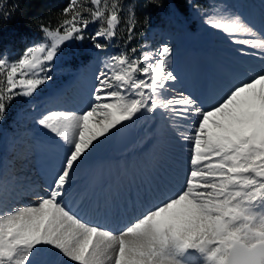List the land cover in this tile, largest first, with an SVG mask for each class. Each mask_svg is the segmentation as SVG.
Here are the masks:
<instances>
[{
	"label": "snow or ice",
	"instance_id": "6c2138e0",
	"mask_svg": "<svg viewBox=\"0 0 264 264\" xmlns=\"http://www.w3.org/2000/svg\"><path fill=\"white\" fill-rule=\"evenodd\" d=\"M191 6L206 25L245 46L239 55L264 63V25L257 28L223 6L212 15ZM123 11V0H69L55 28L39 25L41 42L11 61L0 55V121L13 99H30L51 79L62 46L84 40L90 24H99L89 37L93 46L105 50L117 37ZM9 15L0 9V17ZM127 22L125 44L135 27L131 7ZM238 35L250 38L234 39ZM143 47L139 56L132 48L103 59L86 110L52 108L34 119L62 149L42 189L23 192L26 178L11 166L27 157L35 130L14 132L12 159L0 167V264H38L45 248L53 258L40 264H264V69L238 80L206 107L175 88L167 43ZM142 114H158L189 145L190 171L178 191L118 228L86 219L66 199L74 172L101 138ZM24 195L36 203L23 204Z\"/></svg>",
	"mask_w": 264,
	"mask_h": 264
},
{
	"label": "rangeland",
	"instance_id": "374dc122",
	"mask_svg": "<svg viewBox=\"0 0 264 264\" xmlns=\"http://www.w3.org/2000/svg\"><path fill=\"white\" fill-rule=\"evenodd\" d=\"M210 4V8L204 11L208 15H212L214 7L223 6L225 12L241 14L246 21L257 28L264 25V0H212ZM191 19L193 28L190 31L184 30L168 35L161 29L155 28L151 33L154 41L149 44L150 49H156L162 43H167L172 49L171 63L178 77L175 83L177 90L191 93L203 100L204 104L209 100L214 103L224 94L228 86L232 84L231 82L264 69V63L258 58L251 55H239L237 49L245 46L230 42L222 30L206 25L204 15L193 11ZM221 22L226 25L227 16ZM246 38L250 37L245 35L234 37V39ZM70 43V41L66 42L62 46L59 55L52 62V70L49 73L51 79L41 86L30 99L19 97L22 106L14 114L15 121L11 128L0 136V167H3L12 159L8 153V145L14 132L21 128L35 130V138L30 137L31 150L27 157L16 160L11 165L26 178L21 185V190L25 193L44 187L62 153L56 139L47 131L39 129L34 119L39 113L52 108L68 111L86 110L96 83L95 75L100 71L98 63L90 61L74 73L59 74L60 65L65 64L70 56L66 53V47ZM247 50L253 51L252 49ZM205 106L207 107V104ZM128 124L136 130L135 141L131 145L122 151L115 150L113 141L117 130H114L107 138H101L100 143L74 172L66 199L81 216L89 213L86 211L83 214L81 211L86 206L89 207L91 203L83 189L87 184V177L92 178L90 181L92 184L93 180L98 178L97 176L93 178L98 170L102 169V173H106L107 170L113 172L115 160L122 158L127 161L132 160L129 170L135 172V178L139 177L137 179L130 177L121 184L124 187L128 186L130 191H128L129 194L125 192L119 195L120 197L118 196L117 201L120 206L124 201L128 204H132V200L141 202L140 188H143L140 182L141 177L148 178L149 190L157 187L177 189L171 182L174 181L177 185L183 184L185 173L190 171L189 145L180 142L165 127L158 114L155 118L148 114L138 115L133 122ZM178 148L186 149L185 153H178ZM143 160L145 161L142 164H146V168L139 165ZM136 164L137 168L134 167ZM129 170L126 169V172H130ZM135 183L140 186L137 187ZM159 195L160 192L154 194L153 198L157 199ZM35 200L36 197L32 195L21 197L23 204H32L36 202ZM108 200H110L109 197ZM52 258L50 250L45 248L41 250L36 260L40 264Z\"/></svg>",
	"mask_w": 264,
	"mask_h": 264
},
{
	"label": "trees",
	"instance_id": "16d2710c",
	"mask_svg": "<svg viewBox=\"0 0 264 264\" xmlns=\"http://www.w3.org/2000/svg\"><path fill=\"white\" fill-rule=\"evenodd\" d=\"M212 0H123L124 11L121 13V22L117 27V37L109 46L101 51L97 50L89 37L99 27L92 23L84 33L82 41L71 40L66 47L69 58L65 64L60 65L59 74L76 70L88 64L91 60L98 63L106 56L119 54L137 48L139 56L144 50L143 45L149 46L154 40L151 35L153 29L159 28L166 34L190 31L193 28L191 15L192 4L199 5L202 12L210 8ZM69 0H0V9L10 13L7 19L0 17V55L6 56L10 61L17 58L26 47L34 42H41L43 33L39 25L50 24L55 28L61 18L62 9ZM18 5V7H15ZM134 10L135 27L133 39L127 40L128 8ZM101 42H104L101 40ZM19 97L11 101L4 118L0 121V136L7 132L14 123V114L20 109Z\"/></svg>",
	"mask_w": 264,
	"mask_h": 264
},
{
	"label": "bare ground",
	"instance_id": "6f19581e",
	"mask_svg": "<svg viewBox=\"0 0 264 264\" xmlns=\"http://www.w3.org/2000/svg\"><path fill=\"white\" fill-rule=\"evenodd\" d=\"M239 59V58H238ZM245 69V68H244ZM238 81V80H237ZM237 81H234V82H231L232 84H234V83H236ZM231 84V85H232ZM231 85H229L228 87H230ZM219 96H220V94H219ZM212 103V100H209V101H207L205 104H207V105H209V104H211ZM151 131V130H150ZM146 137H148V136H146ZM173 142V141H172ZM181 142V141H180ZM175 144V143H174ZM182 144V143H181ZM182 146V145H181ZM180 146V147H181ZM128 151V150H127ZM185 151H186V149H183L182 150V148H178V153H180V154H183V153H185ZM132 154V153H131ZM130 162H132V160L131 161H127V160H125L124 158H122V159H118V160H115L114 162H113V165L115 166V169L117 170V172H118V169H119V166L120 165H124V166H128V167H131V163ZM99 164H101L100 162H99ZM109 167V166H108ZM100 169V168H99ZM107 172L108 173H111L112 172V170L109 172V170H107ZM108 173H106L107 175H109ZM34 174H36V173H34ZM101 174H102V169H100V170H98L97 171V173H95V175L93 176V178L94 177H100L101 176ZM133 176H132V178H135V174H134V172L132 171V173H131ZM123 175H125L124 174V172H122L121 174H120V176H123ZM124 177V176H123ZM137 178H139V177H137ZM137 178H135V179H137ZM37 180L39 179L38 177L36 178ZM91 179L92 178H88L87 177V180H86V182H87V185H89L90 186V181H91ZM171 182V181H170ZM180 182V181H179ZM171 183H173V185H175L176 186V188H177V191L180 189V187H181V185L182 184H179V185H177V183L176 182H174V181H172ZM175 190V189H174ZM176 191V190H175ZM175 191H173V189H171L170 191L169 190H165V189H159V190H157V191H155L154 192V190H151L150 192L152 193V196L149 194V195H146V196H142L141 197V202H140V204H138L137 206H136V213H133V211H130V209L129 208H126V209H124V211L123 212H121L120 214H116V213H114V212H112L110 215H105V214H102V213H97V214H95V215H97L99 218L101 217L102 218V220L99 222V223H102V224H104V222H106L107 221V219H109V221L110 222H114V223H116V224H119L120 226L122 225V224H124V223H126V222H128L132 217H134V216H136V215H138L141 211H142V209H144V208H146V207H148V206H150L151 204H153V203H156L159 199H161V197L162 196H165V195H169V194H171L172 192H175ZM158 192H160V195L158 196V198L157 199H155V198H153V195L154 194H156V193H158ZM36 201V200H35ZM36 203V202H35ZM32 204H34V203H32ZM127 217V220H124V218L123 217ZM86 219H88V217H85ZM119 226V227H120ZM116 226H114V228H115Z\"/></svg>",
	"mask_w": 264,
	"mask_h": 264
},
{
	"label": "water",
	"instance_id": "95a60500",
	"mask_svg": "<svg viewBox=\"0 0 264 264\" xmlns=\"http://www.w3.org/2000/svg\"><path fill=\"white\" fill-rule=\"evenodd\" d=\"M135 141V130L128 123H125L122 128H118L114 136V147L116 150H123Z\"/></svg>",
	"mask_w": 264,
	"mask_h": 264
}]
</instances>
